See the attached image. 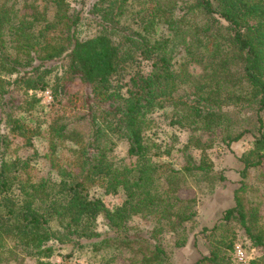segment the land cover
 I'll return each mask as SVG.
<instances>
[{
  "label": "trees",
  "instance_id": "obj_1",
  "mask_svg": "<svg viewBox=\"0 0 264 264\" xmlns=\"http://www.w3.org/2000/svg\"><path fill=\"white\" fill-rule=\"evenodd\" d=\"M86 7L85 0H0V74L9 77H0V264H68L89 247L115 250L125 264H170L160 245L131 233L128 223L151 219L154 237L185 229L196 216L195 201L180 196L189 179H225L208 154L218 131L227 146L254 139L239 158L243 183L221 222L239 224L251 246L264 250V218L245 184L264 164V0H97ZM88 22L97 29L83 37ZM143 61L151 72L135 70L122 84L119 76ZM59 62L63 71L48 80ZM77 82L88 90L74 92ZM22 89H49V112L40 116L36 93L16 104L12 94ZM167 108L171 126L189 134L178 150L181 168L164 158L172 148L163 152L150 136L154 114ZM38 139L59 182L41 166ZM122 140L131 164L115 162ZM25 147L33 150L27 157ZM94 187L123 191L126 200L111 210L91 196ZM234 245L232 238L227 249ZM230 261L213 244L194 264ZM250 264H264V256Z\"/></svg>",
  "mask_w": 264,
  "mask_h": 264
},
{
  "label": "rangeland",
  "instance_id": "obj_2",
  "mask_svg": "<svg viewBox=\"0 0 264 264\" xmlns=\"http://www.w3.org/2000/svg\"><path fill=\"white\" fill-rule=\"evenodd\" d=\"M85 1L88 6L86 7L87 9L91 8L97 2V0ZM73 5H75L74 2ZM197 18L199 19L198 21L201 20L200 16ZM96 26L97 25L93 22L86 23L82 28V36L85 37L94 34L97 29ZM151 64L152 63L148 61H143L132 65L131 68L125 70L127 72L124 73L122 77L119 76L120 81L124 84L130 76H133L135 70L142 71V74H148L151 72ZM54 65L58 66V70L47 78L50 81H52L57 74H61L64 62H59ZM0 77H4L6 80L9 79V77L3 74H0ZM71 89L74 92L88 90L87 86L81 82H77ZM45 91L50 90L47 89L36 92H28L23 89L17 90L12 94V98L16 104L22 105L29 96L36 93L37 97L41 100L40 116H44L49 112L50 104L53 102L52 100L51 103H49L42 95ZM171 113L172 109L167 108L158 110L154 114L153 119L155 120L156 126L150 132V136L160 145L163 152L172 148L171 155L164 158L167 161H171L176 168H181L184 165V158L182 153L178 150L187 143L189 134L182 128L171 126ZM19 116L23 117L24 115ZM43 129L46 130L47 126H44ZM223 136L224 134L222 131L217 132L214 137L213 148L209 150L208 154L216 170L219 173H223L225 179L220 181L215 178H210L209 180L201 179L200 181L199 179L190 178L188 185L180 193L181 198L195 201V208H193V210L196 212V216L193 220L185 224V229L175 232H159L155 235L156 237H154L152 232L156 228V223L151 219L137 215L133 216L128 223L131 233L138 232L145 238L150 239L151 245H160L167 253L170 264H194L203 256L210 255L213 244L220 248L223 253L229 252V254H231L232 262L230 261L229 264H250V262L264 256V250L262 248L251 246L246 234L239 224L221 222L223 213L235 205L234 194L243 183L239 175V171H241L242 168L239 158L253 148L254 142L253 137L247 135L243 137L241 141L227 146L222 142ZM18 142L21 143L20 140H18ZM35 146L39 152L40 161L42 162L41 166L44 168V172L51 173L52 179L55 182H59L60 177L58 173L51 170V165L45 157V140H35ZM67 146L71 147V144L68 143ZM32 153L33 150L27 147L21 150V155L24 157ZM194 155L198 158V152H194ZM114 156L115 162L118 164H131L132 159L128 156V144L126 141L122 140L118 142ZM214 176L217 178L219 175ZM245 184L251 189L249 198L260 208V216L264 218V164L260 168L252 171L250 177L245 181ZM90 194L94 198L101 199L111 210H114L126 200V195L123 191L112 194L107 193L102 188L94 187ZM99 224L100 230L103 231L105 227L101 223V219L98 221V225ZM215 225H220L219 229L211 232ZM205 229H208V231H204ZM232 238L235 244L234 249L228 250L227 246ZM236 245H240L243 248L246 256L245 262H240L237 259L235 253ZM70 250L71 248L69 247V250L66 252H70ZM55 260L58 263L61 262L60 257H56L54 261ZM36 262V259L29 258L26 264H36ZM68 262V264H125L124 257H119L117 251H113L112 249L95 251L91 247L84 248L79 253H75Z\"/></svg>",
  "mask_w": 264,
  "mask_h": 264
},
{
  "label": "built area",
  "instance_id": "obj_3",
  "mask_svg": "<svg viewBox=\"0 0 264 264\" xmlns=\"http://www.w3.org/2000/svg\"><path fill=\"white\" fill-rule=\"evenodd\" d=\"M45 99H47L49 101V103H51V101L53 100L52 94L50 91H45L42 94ZM235 253H236V257L240 262H245L246 261V256H245V252L243 250V248L240 245H236L235 247Z\"/></svg>",
  "mask_w": 264,
  "mask_h": 264
}]
</instances>
